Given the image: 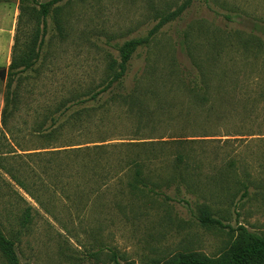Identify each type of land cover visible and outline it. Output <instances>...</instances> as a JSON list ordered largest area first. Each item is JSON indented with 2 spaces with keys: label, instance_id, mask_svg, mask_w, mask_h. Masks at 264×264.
<instances>
[{
  "label": "rangeland",
  "instance_id": "rangeland-1",
  "mask_svg": "<svg viewBox=\"0 0 264 264\" xmlns=\"http://www.w3.org/2000/svg\"><path fill=\"white\" fill-rule=\"evenodd\" d=\"M56 7L39 61L11 76L16 37L38 23L19 27V0H0V229L15 252L0 264L217 260L244 231L264 238V0ZM139 39L108 88L110 64ZM198 66L230 71L241 91L190 97L181 71ZM66 145H107L100 175L53 155Z\"/></svg>",
  "mask_w": 264,
  "mask_h": 264
},
{
  "label": "trees",
  "instance_id": "trees-1",
  "mask_svg": "<svg viewBox=\"0 0 264 264\" xmlns=\"http://www.w3.org/2000/svg\"><path fill=\"white\" fill-rule=\"evenodd\" d=\"M65 0H50L46 3H40L36 0H19L20 3V15H19V27H21L25 22L37 21L38 28L35 33L28 39V41H23L18 35L15 39V44L12 52V61L10 65V75L14 76L17 72H26L31 70L35 64L40 59L39 47L43 41H40V28L43 24L44 29L47 25V18L50 15L51 11L54 10L56 13L58 7L53 9L56 5ZM69 1V0H68ZM36 6V7H35ZM184 8V7H183ZM43 40V39H42ZM147 40L139 39L133 40L125 44L124 48L121 50V62L116 63L112 62L110 65V71L112 74V80L110 81L109 86L114 82L121 80L128 70L129 62L132 58V54L135 52L138 46L146 43ZM194 58V56H192ZM196 61V60H195ZM194 61V62H195ZM155 72V68L151 69ZM182 77L190 78L187 79L188 92L190 97H230L231 93L238 94L240 89V82L235 83L236 85L230 86L231 75L230 71L221 70L215 72V70H210L203 68L202 66L196 67V70L183 69ZM219 77V84H215L213 81L214 78ZM242 78V77H241ZM186 80V81H187ZM244 87V86H243ZM242 88V87H241ZM243 89V88H242ZM107 90V89H106ZM239 96V95H238ZM129 97H136L135 94L130 95ZM207 101V100H206ZM7 109L4 110L3 122H6ZM56 121L53 122L55 124ZM63 126V125H62ZM59 127L54 126V130L50 133H47L49 136L52 133H56L59 130ZM104 142V141H103ZM99 142V143H103ZM66 145L61 148L59 151H53V155H61L63 158H75L79 163L80 175L79 172H75L76 175L81 176L82 170L85 172V168L89 167V164L94 163L95 168L93 172L95 176L100 175V155L105 153L107 145H98L93 147H82V145ZM92 158L93 161L88 160ZM92 162V163H91ZM76 163V164H78ZM75 164V163H74ZM93 165V164H92ZM98 167V168H97ZM137 179L135 182H141V173L140 171L136 172ZM106 178V177H103ZM204 218L210 219L209 216L204 215ZM212 222V221H211ZM0 250L8 253L15 258L14 244L12 241L7 239L0 229ZM166 264H264V238H258L252 234L244 231V240L242 243L236 245L229 253L228 256L220 258L217 260H211L208 258H200L198 256H189V257H180L175 260H172Z\"/></svg>",
  "mask_w": 264,
  "mask_h": 264
},
{
  "label": "water",
  "instance_id": "water-1",
  "mask_svg": "<svg viewBox=\"0 0 264 264\" xmlns=\"http://www.w3.org/2000/svg\"><path fill=\"white\" fill-rule=\"evenodd\" d=\"M6 74H7V70L6 69L1 71L0 72V79L4 81L6 79Z\"/></svg>",
  "mask_w": 264,
  "mask_h": 264
}]
</instances>
